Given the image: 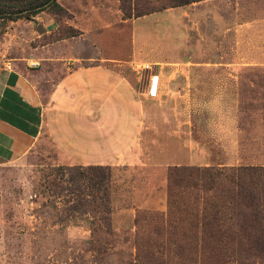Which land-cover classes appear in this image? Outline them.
Returning <instances> with one entry per match:
<instances>
[{
    "label": "rangeland",
    "instance_id": "374dc122",
    "mask_svg": "<svg viewBox=\"0 0 264 264\" xmlns=\"http://www.w3.org/2000/svg\"><path fill=\"white\" fill-rule=\"evenodd\" d=\"M205 8L189 3L124 19L119 0L109 3L111 24L88 31L142 100L137 159L83 166L45 139L0 161V264H264V249L235 242L216 254L194 251L202 250V210L217 187H193L204 169L264 166V42L238 51L259 56H238L235 33L220 32ZM50 12L0 17L1 64L28 65L35 47L76 30L65 22L73 14ZM50 17L56 27L47 34Z\"/></svg>",
    "mask_w": 264,
    "mask_h": 264
},
{
    "label": "crops",
    "instance_id": "0c3cea01",
    "mask_svg": "<svg viewBox=\"0 0 264 264\" xmlns=\"http://www.w3.org/2000/svg\"><path fill=\"white\" fill-rule=\"evenodd\" d=\"M58 1L74 15L65 22L79 33L35 47V59L28 65L0 63V161L19 159L46 139L65 161L83 166L133 162L144 129L142 100L122 64L101 57L98 39L88 31L111 24L109 3L114 6L116 0ZM242 1L191 4L203 3L206 17L220 32L235 33L238 56H259L238 51L264 42V6L255 5V0L243 6ZM55 25L47 18V34Z\"/></svg>",
    "mask_w": 264,
    "mask_h": 264
},
{
    "label": "trees",
    "instance_id": "16d2710c",
    "mask_svg": "<svg viewBox=\"0 0 264 264\" xmlns=\"http://www.w3.org/2000/svg\"><path fill=\"white\" fill-rule=\"evenodd\" d=\"M119 0L124 19L150 14L167 7L186 5L200 0ZM53 15L67 14V10L58 0H0V17L12 19L32 18L44 10ZM69 36L77 35L79 30L73 29ZM68 36V37H69ZM66 37V36H65ZM62 37V38H65ZM209 182L210 190L216 185L213 200L202 210V234L200 236L202 250L194 248L202 254L206 247L208 253L223 249L224 245L235 242L247 249H264V166L244 165L223 168L206 167L199 181L193 187ZM214 193V192H213ZM212 196V195H211ZM221 201L222 203L220 204ZM226 210V212H224ZM231 214H229V213ZM231 223L222 227L219 222Z\"/></svg>",
    "mask_w": 264,
    "mask_h": 264
},
{
    "label": "built area",
    "instance_id": "2783aa9c",
    "mask_svg": "<svg viewBox=\"0 0 264 264\" xmlns=\"http://www.w3.org/2000/svg\"><path fill=\"white\" fill-rule=\"evenodd\" d=\"M32 65H35V64H32ZM143 69H145V70L151 69L150 64H149V63H145V64L143 65Z\"/></svg>",
    "mask_w": 264,
    "mask_h": 264
}]
</instances>
